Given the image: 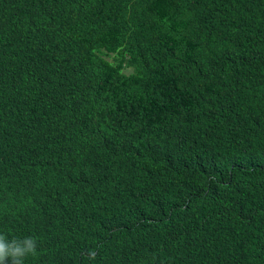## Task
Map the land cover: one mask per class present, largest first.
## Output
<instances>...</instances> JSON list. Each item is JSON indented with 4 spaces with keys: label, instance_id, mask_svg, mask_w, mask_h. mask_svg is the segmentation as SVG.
Masks as SVG:
<instances>
[{
    "label": "trees",
    "instance_id": "obj_1",
    "mask_svg": "<svg viewBox=\"0 0 264 264\" xmlns=\"http://www.w3.org/2000/svg\"><path fill=\"white\" fill-rule=\"evenodd\" d=\"M0 233L264 264V0H0Z\"/></svg>",
    "mask_w": 264,
    "mask_h": 264
},
{
    "label": "clouds",
    "instance_id": "obj_2",
    "mask_svg": "<svg viewBox=\"0 0 264 264\" xmlns=\"http://www.w3.org/2000/svg\"><path fill=\"white\" fill-rule=\"evenodd\" d=\"M38 255V241L33 236L9 238L0 233V264H25L29 257Z\"/></svg>",
    "mask_w": 264,
    "mask_h": 264
},
{
    "label": "rangeland",
    "instance_id": "obj_3",
    "mask_svg": "<svg viewBox=\"0 0 264 264\" xmlns=\"http://www.w3.org/2000/svg\"><path fill=\"white\" fill-rule=\"evenodd\" d=\"M126 73H129L131 71V69H125L124 70Z\"/></svg>",
    "mask_w": 264,
    "mask_h": 264
}]
</instances>
